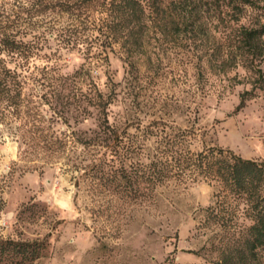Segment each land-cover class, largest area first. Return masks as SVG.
Returning a JSON list of instances; mask_svg holds the SVG:
<instances>
[{
    "label": "trees",
    "instance_id": "trees-1",
    "mask_svg": "<svg viewBox=\"0 0 264 264\" xmlns=\"http://www.w3.org/2000/svg\"><path fill=\"white\" fill-rule=\"evenodd\" d=\"M203 25L217 32L211 64L246 72L250 88L240 104L264 92V0H15L11 6L0 0V120H18L20 154H79L72 162L76 184L88 179L125 204L149 200L169 181L208 182L214 199L198 220L204 255H212L213 264H261L263 159L219 146L194 150L190 130L158 116L109 118L118 94L107 72L110 52L118 47L137 69L143 53L155 54L147 47L174 32L195 42ZM49 41L56 48L42 54ZM62 50L76 51L82 62L64 70L56 59ZM135 99L127 102L129 113ZM93 115L95 128L71 125ZM46 247L45 238L0 237V264H31Z\"/></svg>",
    "mask_w": 264,
    "mask_h": 264
},
{
    "label": "rangeland",
    "instance_id": "rangeland-1",
    "mask_svg": "<svg viewBox=\"0 0 264 264\" xmlns=\"http://www.w3.org/2000/svg\"><path fill=\"white\" fill-rule=\"evenodd\" d=\"M3 1L11 6L15 0ZM216 34L203 25L195 42L187 43L174 32L154 50L147 47L155 54L143 53L137 69L116 47L107 70L118 93L109 106L110 121L126 114L158 116L190 130L194 150L219 146L264 160V92L240 104V94L250 88L246 72L211 64ZM46 44L42 54L56 48L52 41ZM56 57L67 71L82 62L76 51L62 50ZM105 81L100 72L99 82ZM131 96L136 99L129 113ZM95 116L71 125L95 128ZM18 123L0 120V237L45 238L44 255L31 264H213V256L201 250L206 234L198 227L201 208L214 199L211 184L169 181L149 200L125 204L88 179L76 184L79 171L72 162L79 154H20Z\"/></svg>",
    "mask_w": 264,
    "mask_h": 264
}]
</instances>
